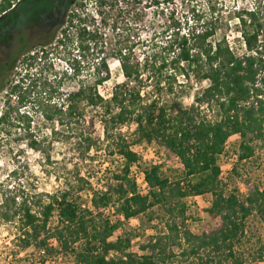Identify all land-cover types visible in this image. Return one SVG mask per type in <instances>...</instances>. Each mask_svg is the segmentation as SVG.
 Returning <instances> with one entry per match:
<instances>
[{
    "label": "trees",
    "instance_id": "obj_1",
    "mask_svg": "<svg viewBox=\"0 0 264 264\" xmlns=\"http://www.w3.org/2000/svg\"><path fill=\"white\" fill-rule=\"evenodd\" d=\"M20 1L0 0V17ZM104 1L80 0L67 15L68 27L86 11L87 3L97 6ZM241 22L244 50L240 53L225 40H212L215 28L192 26L177 41L169 65L141 57L132 47L119 49L114 59L121 79L105 91L101 88L110 79V71L102 59L91 82L68 90L41 75H28L37 64L33 51L13 55L10 63L0 66L2 76L10 77L7 74L22 56L23 73L11 79L0 127L14 128L24 136L28 148L47 158L52 140L57 138L78 159L74 166L99 156L104 158L100 167L106 164L101 177L75 174L52 193L20 186L14 195L3 194L0 183V221L16 225L20 251L32 248L44 262L61 253L71 257L72 264H169L177 255L189 260L188 264H246L236 245L253 212L264 225V188H255L244 201L226 195L217 165L230 138L240 139L238 161L251 158V143L264 138V26L255 23L253 16L248 24ZM66 30L61 38L67 37ZM166 67L171 71L165 77L168 83L156 75ZM176 75L186 79L198 75L207 82L188 108L174 93ZM204 109H214L212 117ZM43 126L48 133L40 132ZM124 127L137 140L160 146L181 168L183 184L162 178L159 166L149 165L141 170L147 193H140L132 175L139 158L128 131L121 130ZM113 158L120 165H114ZM82 191L90 192L84 207L76 198ZM205 194L212 196L207 214L216 226L193 234L175 221L176 216L180 222L185 220V205L180 201ZM154 207H162L172 218L166 223V232L140 246V253L130 251V239L116 235L122 222L149 215ZM174 249L180 252L176 254Z\"/></svg>",
    "mask_w": 264,
    "mask_h": 264
},
{
    "label": "rangeland",
    "instance_id": "obj_2",
    "mask_svg": "<svg viewBox=\"0 0 264 264\" xmlns=\"http://www.w3.org/2000/svg\"><path fill=\"white\" fill-rule=\"evenodd\" d=\"M79 1L21 0L12 11L1 16L0 65L7 55H26L33 51L37 56V64L28 75H41L52 85H60L68 90L83 82H91L94 70L102 59L110 71V79L101 88L105 91L121 79L118 62L114 59L119 49L132 47L141 57L147 56L152 62L162 61L169 65L177 52V41L185 35L189 26L215 28L216 34L212 40H225L239 53L244 50L239 36L241 21L248 24V19L253 16L255 23L264 26V0H105L104 4L97 6L87 3L86 11L80 14L72 27H68L65 22L67 15ZM65 29L67 37L61 38ZM18 58L12 72L7 74L10 77L0 74V113L8 99L11 79L23 73L20 72L22 56ZM153 67L155 69L157 65ZM170 73L166 67L156 75L168 83ZM173 86L176 96L188 108L194 103L195 96L207 87V82L199 80L198 75H188L187 79L176 75ZM11 99L13 101L14 98ZM213 110L204 109L208 117H212ZM121 130L128 131L127 137L135 143L132 148L139 160L138 166L132 169V175L136 178L140 193H147L141 170L149 165L159 166L162 178L171 182L182 181L183 184L185 177L181 168L166 156L160 146L155 142L137 140L125 127ZM40 132L48 133V128L43 126ZM56 140H52L47 158L28 148L24 136L14 128L0 127L2 193L14 195L20 186L36 193H52L63 187L75 174L93 178L102 176L101 169L106 164L100 167L99 161L104 159L103 156L93 162L88 159L84 164L74 166L78 159L70 156L66 152L67 148ZM239 143V138H230L217 157V165L220 168V186L225 194H234L244 201L255 188H264V138L251 143L254 154L243 161L237 160ZM113 162L114 165L115 162L120 165L117 158H113ZM92 182L95 183V180ZM89 194V191H82L76 195L83 207L89 201ZM1 197L0 193V202ZM211 201L212 196L209 194L182 199L180 202L186 209L185 220L180 222L176 216V223L193 234L211 231L216 226V222L207 214ZM175 203L174 200L172 204ZM107 213L110 214V211ZM170 220L172 218L162 207H154L149 215L123 221L116 235L128 237L130 251L140 253V246L166 232L165 226ZM54 222L52 218L51 223ZM16 230L15 224L0 221V264H72V258L61 253L44 262L32 248L20 251ZM115 237L111 240H115ZM240 239L236 249L245 263L264 264V225L256 212L246 218ZM174 251L176 254L180 252L178 249ZM171 261L169 264L189 262L179 255L171 258Z\"/></svg>",
    "mask_w": 264,
    "mask_h": 264
},
{
    "label": "flooded vegetation",
    "instance_id": "obj_3",
    "mask_svg": "<svg viewBox=\"0 0 264 264\" xmlns=\"http://www.w3.org/2000/svg\"><path fill=\"white\" fill-rule=\"evenodd\" d=\"M12 56H13V55H11V54H10V55H7V56L4 58V60H3V62L1 63L0 66H2L4 63H7V62L10 63V62L12 61V58H13ZM11 57H12V58H11ZM9 58H11V59H9ZM2 71H3V70L1 69V70H0V74H1V75H4Z\"/></svg>",
    "mask_w": 264,
    "mask_h": 264
}]
</instances>
